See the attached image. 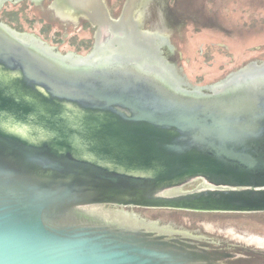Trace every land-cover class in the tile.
Instances as JSON below:
<instances>
[{
  "label": "water",
  "instance_id": "95a60500",
  "mask_svg": "<svg viewBox=\"0 0 264 264\" xmlns=\"http://www.w3.org/2000/svg\"><path fill=\"white\" fill-rule=\"evenodd\" d=\"M10 1L0 264H225L154 222L264 264V54L204 38L215 0H170V39L138 32L92 60L45 44L62 37L47 3ZM64 32L70 44L83 35Z\"/></svg>",
  "mask_w": 264,
  "mask_h": 264
},
{
  "label": "flooded vegetation",
  "instance_id": "af4514ba",
  "mask_svg": "<svg viewBox=\"0 0 264 264\" xmlns=\"http://www.w3.org/2000/svg\"><path fill=\"white\" fill-rule=\"evenodd\" d=\"M76 1H81L82 5L74 4ZM131 1H134V9L132 11H127L129 0H120L119 10H116L114 14H111L110 10L105 9L104 0H13L12 2H7V4L15 5L30 2L36 8L42 9L44 4L47 3L48 11L53 13L57 21L58 30L56 29L54 33L60 32L62 37L57 41L55 36H53L52 41L55 44H52V46L45 44L51 47L54 53L66 56L69 59L92 60V57L106 54L110 50L116 51L115 54H117L118 49L122 50L121 45L127 42V37L137 39V36H139V39L142 40L144 36H141V33L147 35L145 40H150L148 39L150 34L154 33H157L160 37L165 36L170 39L169 34L173 26V17L168 15V3L170 0ZM114 3L117 5V0H114ZM50 27L53 28L52 26ZM68 28L71 31L81 32L83 35L79 34L80 38L76 37L75 42L71 44L70 42L65 43L64 37L68 34L67 32L62 33V31L68 30ZM136 33H138L137 36ZM117 34L121 35L117 37ZM66 46H68V50L61 53L60 49ZM79 52H83V54H79ZM162 54L167 57L168 54L171 55L172 53L168 47L164 46ZM199 185L200 183H193L185 189L192 190ZM126 210L132 212L140 209L126 208ZM154 223H157L159 227H165L169 231L184 235L186 241L206 249L211 255L228 257L225 264H247L254 259L249 254H242L237 251L236 248L238 246H223L211 238L199 234H190L172 226H162L158 222Z\"/></svg>",
  "mask_w": 264,
  "mask_h": 264
},
{
  "label": "rangeland",
  "instance_id": "374dc122",
  "mask_svg": "<svg viewBox=\"0 0 264 264\" xmlns=\"http://www.w3.org/2000/svg\"><path fill=\"white\" fill-rule=\"evenodd\" d=\"M204 38L264 54V0H215Z\"/></svg>",
  "mask_w": 264,
  "mask_h": 264
}]
</instances>
